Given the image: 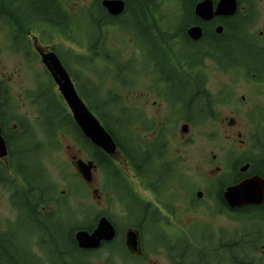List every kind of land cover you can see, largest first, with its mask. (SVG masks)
<instances>
[{
    "label": "flooded vegetation",
    "instance_id": "flooded-vegetation-1",
    "mask_svg": "<svg viewBox=\"0 0 264 264\" xmlns=\"http://www.w3.org/2000/svg\"><path fill=\"white\" fill-rule=\"evenodd\" d=\"M175 1L177 6L172 8L174 11L167 7L176 14L173 25L164 22L160 15L158 19L160 22L158 20L154 23L147 22L148 10L157 12L161 9L150 8V0L139 2L144 5L145 40L151 44L160 42V46L140 50L141 55L137 60L129 63V66L127 64V70L118 71L117 74L120 72L122 76L125 74L132 90H135V83L138 82L140 75L147 77L152 86L162 92L156 95L159 100H153V106L161 108L162 102L166 103L171 113H175L176 118L179 117L180 136L186 137L190 128L206 124L213 119L214 112L210 105L206 104L203 110L205 99L200 97L205 95L209 100L206 83L211 73L215 77L217 73L223 75L219 86V98L222 102L226 101L224 81L226 72L254 82L255 79L264 77L262 68L264 64L261 65L264 63V27L261 26V30L256 32L260 15L264 14L262 8L264 0H235L236 10L233 15H212L209 19L196 13L197 4L204 0ZM209 1L212 10L215 11L219 0ZM20 2L21 0H0V8L4 6L3 9L15 15L22 10ZM93 2L94 0H91L89 4ZM101 2L102 0L100 5ZM124 4L126 9L125 1ZM88 5L69 7L65 3L70 15L84 13ZM123 15L124 12L111 17L117 19ZM118 24L116 21L111 25ZM17 27L24 29L26 34L22 33V36L16 32ZM37 29L38 26L33 20L25 19L24 22L14 24L0 14V33L9 41L7 49L12 56L19 54V61L9 63L5 60L6 56L2 57L4 52L0 50V139L3 142V145H0V190L9 196L7 202L13 213L11 218L5 220L0 218V252L7 253L15 260L0 256V264H36L38 260H41L42 264H48L43 261L44 254L32 246L27 252L28 257L26 259L21 257L12 230L21 228L23 219L38 230L42 229L43 243L53 249L60 261L61 257L74 252L81 256L82 261L79 264H188L189 256L193 257L189 264H264V235L261 229L264 224V201L259 205L232 207L224 197L227 189L253 177L264 179L261 170H251L249 162L229 163L224 170L215 166L212 173L220 172V175L218 174L215 179H209L211 181L207 182L204 188H198L193 178L187 177L188 173L195 177L198 170H180L181 159L172 158L170 155L169 140L164 133L169 120L158 115H154L152 119L145 118L142 111L128 109H121L120 115L114 114L117 121L118 116H121L120 121L125 123V131L130 139L125 145L120 142L123 148L116 144V152L111 157L116 170H101L98 166L101 155L98 154L95 157L96 170L91 171V182L81 181L77 174V178L87 188L96 184L91 190L95 198L94 207L83 209L85 206L82 205L80 196L86 191L82 192L81 184L76 183L71 193L69 183L65 189H60L50 165L53 167L55 165L51 157L58 149L54 145L61 131L58 128L56 130V127L61 125L63 111L58 113L55 109L57 86L41 57V54L52 49L38 44L37 38L40 35ZM131 39L134 40V36ZM166 44L171 47L173 44L176 50L174 57L169 51H166L168 53L166 55H160L165 51L162 46ZM232 45L240 48V58H232L229 49ZM80 58L82 63L79 61V65L81 67L87 65L86 57ZM209 62L214 66L212 67ZM9 64L12 66L11 69L7 68ZM22 65H25L26 73L30 72L31 77L24 82ZM233 67L237 69H232ZM92 68L88 69L86 66L89 73H93ZM67 70L72 78H79V75L70 68ZM98 71L94 70L96 74ZM25 82H28V87ZM173 82L176 86L179 85L182 91L195 88L193 98L184 103L171 104L164 88H170ZM75 85L84 88L86 82L79 81L77 84L74 82V87ZM149 91L154 92L151 87ZM144 94L145 92L140 94L139 100ZM143 100L148 103L144 97ZM63 104L64 111L70 115L64 101ZM117 104L119 98L115 95L112 106L115 108ZM129 111L135 115L132 116ZM183 111L184 115L178 116L179 112ZM127 114L132 118H128ZM260 119L256 114L252 123L258 125ZM230 122L234 125L233 119ZM133 125L141 126V133H150L149 137L143 138L138 131H132ZM133 134L135 137H132ZM238 137L241 135L238 134ZM75 145L81 151L86 150V147L79 145L77 141ZM70 148L71 146H68L67 150ZM23 158L34 161V165L29 167L28 179L31 187L26 184L27 189L31 188L34 192L33 200L27 203L22 200L18 191L14 190L12 183V179L18 177L15 176V172L21 170L20 161ZM77 159V156H70L72 163ZM215 159L213 156L212 163ZM119 161L127 165L125 173L119 170L116 163ZM246 165L248 168L241 170ZM100 173V179L95 180V175ZM198 212L205 215V222H191L194 214ZM214 215L239 224L240 229L226 237L225 234L228 232L218 233L216 237L208 222V218ZM66 218L69 221L70 218L74 219L73 227L68 231L67 237H64V241L59 242L60 232L56 221L58 219L65 221ZM102 219L111 224L113 237L110 240H102L96 249L79 248L76 241L77 233L86 231L91 234ZM150 221L152 223L159 221L167 226L166 232L158 233L160 239L156 242L151 228L148 227ZM82 223H88L90 229L87 231L79 228ZM129 233L135 234L136 247H130ZM172 237L173 240H170ZM72 239L76 247H73Z\"/></svg>",
    "mask_w": 264,
    "mask_h": 264
},
{
    "label": "rangeland",
    "instance_id": "rangeland-1",
    "mask_svg": "<svg viewBox=\"0 0 264 264\" xmlns=\"http://www.w3.org/2000/svg\"><path fill=\"white\" fill-rule=\"evenodd\" d=\"M62 1L66 3V6L68 5L69 7L76 5L84 7L91 2V0ZM159 1L160 0H156L154 3L157 4ZM160 4L161 6L158 8H160L161 11H157L156 19L158 20L160 15V18L164 22L173 25L176 21V14L175 12L170 11L168 8L172 9L176 7L177 2L175 0H164ZM262 8L264 9V5ZM160 21L161 20H158V22ZM261 26L264 27V14L260 15V19L257 22V33L259 30H261ZM120 28L121 27L119 24L116 26L110 25L102 27L104 33L99 42L105 46L103 48L100 47L98 57L92 58V60L96 59L92 64H90L92 61L90 60V57L93 56L92 53L88 52L85 48L79 49L78 47L73 46L66 38L63 39L58 36L50 42H42L39 36L37 41L39 40L38 44L42 47H49V49H54L56 47V54L58 55V52L61 53L62 56H65L66 60L68 58H74V56L82 57L83 55L86 57L87 65L84 64L85 66L83 67L74 61L73 63L69 64V68L79 75L80 81L86 82L84 89H81L80 86L75 85L77 92L81 96L83 92H86L85 89L87 85L90 87L92 84L98 85L100 83L103 90V96L99 94L97 96L98 99L103 100L104 98H109L113 95H116V97L119 98V104H117L115 108L113 106L109 107V110H113L114 108L113 114H115V116L121 114V109H128L142 111L145 118L152 119L154 115H158L162 119H168L169 121H167L165 128L166 130L164 133L169 140L170 155H172V158L177 157L181 159V164L179 167L180 170H198V173H195V177L194 175L191 176L190 173L187 175L189 179L190 177L193 178L194 183L197 184L198 188H204L205 184L211 181L209 179H215L216 176L218 177L220 175V172L217 174L212 173L215 166L224 170L229 163H235L236 161H242V163L246 161H264V84L262 85V83H264V77L259 79L257 78L254 82L244 78L243 76L235 77L232 73L226 72V79H224V81H226V101L222 102L219 98V86L222 82L223 75L217 73V76L215 77V75L211 73L206 83L209 100L205 95H201L200 97L205 99V101L203 100V103H205L202 106L203 110L205 109L206 104L210 105V109L214 112L212 116L213 119L206 124L197 125L192 129L190 128L189 135L186 137H181L179 134L181 127V123L178 121L179 117L176 118V114H172L168 105L164 102H162L161 108L156 105L153 106L152 104L153 100H159L157 99L156 95L159 93L162 94L159 88L157 89L156 87L152 86L151 81H149L147 77L140 75L138 82L135 83V90H132L128 85V79L126 78L125 74H123V76L121 72L117 74V72L120 71V68L125 71L127 70V64L129 66V63L135 62L137 60V57L141 55L140 50H144L148 47L159 48L160 42L157 44H151L147 42L144 37L143 26L138 27V30H134L131 28V23H129L128 26L125 25L123 28ZM132 34L134 36V40L130 38ZM44 36L47 37V35ZM133 41L136 45H134ZM8 47L9 41L4 37L3 33H0V50L4 52L2 57L6 56L5 60L9 63L13 62L14 60L19 61V54L12 56V54L7 49ZM162 47L165 51L160 53V55H166L168 54L166 51H169L174 57L176 50L173 44L172 47L167 44ZM229 49L232 58L241 57L240 48L238 46L232 45L229 47ZM67 50H73L74 54L68 55ZM104 52H109V54H102ZM31 54H33V52ZM79 60L80 63H82V59ZM3 62L7 64L4 60ZM230 63L238 62L230 61ZM145 64L146 62H144V65ZM209 64H211L212 67L214 66V64L211 62H209ZM263 64L264 63H261V65ZM10 65L11 64H9L7 67L8 69H11L12 66ZM86 66L88 69L93 67V73H89L86 69ZM105 68L108 69V72H103V70H106ZM232 69H237V67H233ZM94 70L99 71L96 74ZM131 72H133V69H131ZM25 73L26 67L25 65H22L23 82L31 78L29 77L30 72L26 73V76H24ZM91 74H93L94 77ZM102 80L103 82H100ZM28 82H25L27 83V87L29 86ZM45 82L48 83L47 81ZM150 87L152 90H154L153 93L149 91ZM194 89L190 88L187 91H182L181 87L179 85L176 86V83L173 82V85L170 88L165 87L164 91L170 98V103L176 104L191 100L193 98ZM144 92L145 94L143 97L148 100V103L144 102L145 100H143V97H140V100L138 98L140 94ZM55 96L56 99L61 100L63 108L65 109L58 89H56ZM83 100L86 103V99L83 98ZM65 112L67 111L65 110ZM129 113L132 116L135 115L132 111H129ZM184 113L185 111H183V113L179 112V114H177L178 116H181L184 115ZM256 114L259 118H261L258 125H254L252 123V120ZM127 116L128 118H132V116L128 114ZM231 119L234 120V125H231ZM120 120L121 116H118V121ZM140 127L141 126L133 125L132 131H138L139 135H141L143 138H148L150 133H141ZM124 128L125 123L120 121L118 130L116 128V134H120V136L124 137L125 141L128 142L130 141L129 137L127 135L124 136L119 131L123 130ZM238 134L241 135L240 138L238 137ZM71 137L72 136L61 132L56 138L57 143H55L54 147L58 149L51 157L54 161H56V165H54V167L50 165V168L56 183L60 185V189H65L64 187L69 183V192L71 193L72 188L77 182L79 185L81 184L83 186L80 188L82 189V192L85 190L86 193L84 192L83 195L80 196V200L82 205L85 206L83 209L87 210V208L91 209L95 205V198H93L91 190L93 187H96V184L92 185L90 188H87L85 184L83 185L82 182L79 181V179L76 177L75 168L72 165L70 156H77L78 158L86 161L88 158L84 152H89L90 150H82V152L75 145ZM132 137H135V135L133 134ZM68 146H71L70 150H67ZM173 153H175L174 156ZM213 156L216 157L214 163H212L211 160ZM116 163L119 167V170H122L124 173L127 171V165L124 162L119 161ZM100 177L101 173L100 175L96 174L95 180H99ZM8 197V195L0 190V218L3 220L11 218V215L13 214L9 203L7 202ZM104 207H106V204ZM73 210H75V208H73ZM72 220L74 219L70 218L69 221L66 218L65 221L63 219H58L56 221V226L60 232L59 242H63L64 237H67L68 231H71V228L73 227ZM194 221L205 222L206 217L204 214H200V212H198L194 214L191 222ZM208 222H210L209 225L212 227V231L216 233V237L218 233L228 232V234H225L226 237V235H229V233H234L240 229L239 224L229 222L223 217L220 218L219 216L215 215L208 218ZM148 227H150L152 230V236L155 242L160 239V234L158 233L166 232L167 228L166 225L159 221L156 223H152L150 221V223H148ZM261 229L263 230L264 235V224H262ZM12 232L15 233L14 241L16 246H19L22 258L26 259L28 257L27 252H29L30 246H32L44 254L43 261L48 262V264H79L82 261L80 254H75L74 252L61 257L62 261H60L53 249H51L49 245L43 243L44 234L42 229L40 228V230H38L30 222H26L24 219L22 220V227L13 228ZM170 240H173V237L170 238ZM151 242H153L152 239ZM70 248L72 249L71 245ZM29 260L32 259L29 258ZM192 260L193 257L189 256L188 264ZM36 264H42L41 260H38Z\"/></svg>",
    "mask_w": 264,
    "mask_h": 264
},
{
    "label": "trees",
    "instance_id": "trees-1",
    "mask_svg": "<svg viewBox=\"0 0 264 264\" xmlns=\"http://www.w3.org/2000/svg\"><path fill=\"white\" fill-rule=\"evenodd\" d=\"M100 1L101 0H94L93 3L89 4V6L84 9V13L82 14L70 15V13H68L66 9L65 3L61 0H21V11L16 12L14 15V13H11L9 10L3 9V6L2 8H0V14L1 16L7 18L9 22L14 24L24 22L25 19H29L31 21L33 20V23L38 26L37 31L40 35V39L42 42H50L58 36L63 39L66 38L68 39V41H70L73 46H76L79 49L85 48L88 52L92 53L93 56L90 57V60H92L93 57H98L100 47L103 48L105 46L99 42L100 39L103 37L104 33L102 27L110 26L111 24L117 21L121 28H123L125 25L128 26L129 23H131V28L134 30H138V27H141L145 24L143 23L144 5L143 3H139L141 0H123L126 3V9L124 11V15L120 16L119 18L117 17V19L112 18L105 12V10L100 5ZM155 1L156 0H150V8H156L161 6L160 3L164 0H160L157 4L154 3ZM156 13V11L148 10L147 16L149 17V20H147V22H156ZM16 32L20 33L22 36L23 34H26V31L20 27H17ZM44 35H47V37ZM132 36L133 34L130 36V38H132ZM54 49L56 50L57 48L55 47ZM67 51L68 55L74 54L73 50ZM58 54L61 57L64 66L67 65L68 67L69 64L73 63V61L79 64V59H81V56H74V58H68L66 60L65 56H62L59 52ZM102 54H109V52H104ZM94 60H92L90 64H92ZM121 70L122 68H120V71ZM103 72H108V69L103 70ZM75 81L79 82L80 79L75 78ZM100 82H103V80ZM99 84H92V86L90 85V87H88L87 85L85 89L86 92H83L82 96L80 94L79 95L82 99H86V104L88 105L90 110L99 118L106 130L115 140L116 144L120 146V148H123L120 143L121 141L119 140L120 137L116 134V128L119 125V121L116 120V117L113 114L114 111L109 110V107L112 105V102L114 100V95L110 96L109 98L106 97L103 100L98 99L97 96L99 94L103 96V90L101 88V84ZM80 88L84 89L82 87ZM54 101L56 103V111L58 113H61L63 111L62 116L60 118L61 125L56 127V130L58 128L61 132L71 134L79 145L86 146V149L88 151L90 150V157L93 161H95V157L98 154L101 155V162L98 159V165L101 167L102 170H116L115 166L111 162V159L107 157V155H105L103 152H101V150L91 145V143H89V141H87L82 136L81 132L74 124L71 116L64 111L61 100L55 99ZM124 154L125 156H127L125 152ZM247 162L251 164V170H262L261 176L264 177V161ZM237 164L242 163L237 162ZM20 165L21 170L17 169L18 171L15 172V176L17 175L18 177L16 179H12V183L14 184V190L18 191V193L22 197V200L27 203L28 201L33 200L32 197L34 192L31 188L27 189L26 184H29L31 187L30 180L28 179L30 174L29 167L34 165V161H27L26 158H23L20 161ZM78 227H82L83 230L87 231L90 229L88 223H82L81 226ZM72 243L73 247H76V244L73 239ZM0 256L1 258L6 257L8 260H14L10 258V256L5 252H0Z\"/></svg>",
    "mask_w": 264,
    "mask_h": 264
},
{
    "label": "water",
    "instance_id": "water-1",
    "mask_svg": "<svg viewBox=\"0 0 264 264\" xmlns=\"http://www.w3.org/2000/svg\"><path fill=\"white\" fill-rule=\"evenodd\" d=\"M101 5L110 16L120 15L125 8L122 0H103ZM196 7V13L199 16L209 19L212 15H233L236 10V2L235 0H219L215 11L212 10L211 1L209 0L200 2ZM41 57L45 68L51 75L62 99L70 110L73 121L81 133L105 154L108 156L114 155L116 145L112 137L80 100L69 75L56 54L51 51L41 54ZM0 145H3L1 139ZM75 166L85 182L89 183L92 181L91 170L95 169L92 162L85 163L77 160ZM247 168L248 165L244 166L241 170H246ZM224 197L232 207L248 204L259 205L264 200V179L254 177L240 185L231 187L227 189ZM112 237L113 228L111 224L102 219L91 234L85 231L78 232L76 241L78 247L81 249H96L102 240H110ZM128 243L130 247H136V236L134 233H129Z\"/></svg>",
    "mask_w": 264,
    "mask_h": 264
}]
</instances>
